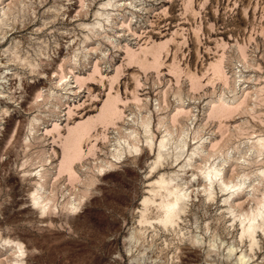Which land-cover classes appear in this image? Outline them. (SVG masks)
Masks as SVG:
<instances>
[{
	"label": "rangeland",
	"instance_id": "rangeland-1",
	"mask_svg": "<svg viewBox=\"0 0 264 264\" xmlns=\"http://www.w3.org/2000/svg\"><path fill=\"white\" fill-rule=\"evenodd\" d=\"M186 1L0 0V264H14L9 239L23 264H240L242 251L264 264V224L250 248L233 220L264 199V151L250 145L264 139V0ZM170 37L157 69L126 62L127 46ZM219 58L226 83L211 80ZM108 93L120 118L93 123L81 158L64 154L67 127L98 116ZM222 100L233 109L216 117ZM213 163L220 185L246 186L204 185ZM160 174L188 194L175 229L155 222L154 204V225L138 223Z\"/></svg>",
	"mask_w": 264,
	"mask_h": 264
},
{
	"label": "bare ground",
	"instance_id": "bare-ground-1",
	"mask_svg": "<svg viewBox=\"0 0 264 264\" xmlns=\"http://www.w3.org/2000/svg\"><path fill=\"white\" fill-rule=\"evenodd\" d=\"M192 1L191 0H187L186 1V7H191V3ZM188 9V8H187ZM186 9V10H187ZM193 10V9H192ZM125 24H126V21H125ZM122 25H124V23L122 22ZM127 25V24H126ZM127 28H130L131 31L133 32V34H136V31L132 30V28L130 26H128ZM129 30V29H128ZM176 32V31H175ZM197 31L195 30V33ZM138 33V32H137ZM137 35V34H136ZM197 35V34H196ZM198 38V37H197ZM151 39V38H150ZM172 41L174 40L173 37H170L164 41H159V42H156L155 40H149L148 42L146 41V44L143 45V46H139L138 49H132V47L130 46H127L125 48V55H126V62L128 64H132V63H136V65H139V67H143V68H147V66L151 67V66H155L156 69L158 66H160L162 60H161V53H162V50L164 48L167 47L168 45V42L169 41ZM110 43V42H109ZM174 43V42H173ZM113 44V43H112ZM242 46V45H241ZM238 47L239 51L241 52V54L243 56H245V49L244 47ZM223 57V55H221ZM220 56V57H221ZM242 56V57H243ZM222 58H219L217 61L215 62H210L209 63V66H211V69H212V72H213V76L211 78L212 79H218V80H221V82L223 83H226L227 82V76H226V73L224 72L223 68H222V64H221V61ZM96 65H99L98 63ZM98 67V66H97ZM96 66L94 67V70H93V74L94 73H97L101 76V73L99 72L100 69H98ZM171 69V73L172 74H175L176 78H178V76L180 75V67L177 66V65H174L173 62L170 66ZM117 69V68H116ZM170 70V69H169ZM96 74V75H97ZM188 74V72L186 73ZM63 75V74H61ZM65 75L63 76H60L59 77V80L58 81H61L62 82V78L64 77ZM98 76V75H97ZM99 76V77H100ZM188 78H190L189 81H192L193 84H197V85H202V83H200L199 81V76L195 75L194 73H191L189 71V74L187 75ZM91 78V77H89ZM210 79V78H209ZM86 79H76V82H78L79 84L81 83H84ZM208 80V79H207ZM209 80V81H211ZM113 81V79H112ZM208 81V82H209ZM213 81V80H212ZM111 82V81H110ZM215 82V81H214ZM213 83V82H212ZM192 84V83H191ZM193 86V85H192ZM197 87V86H196ZM200 87V86H199ZM259 89L260 91L263 89V87L261 88H257ZM258 91V90H257ZM259 91V92H260ZM248 92V91H247ZM245 93V92H244ZM257 93V92H256ZM256 95V94H255ZM258 95V93H257ZM256 95V96H257ZM260 95V94H259ZM135 99L137 100H140L139 97H134ZM120 99L118 98V96H112L110 93L107 94V98L106 100H104L103 102V105L100 109V112L98 114V116L96 115V117H88L86 120L84 121H79L77 122L76 124H74L73 126H68L67 127V134L61 137H63V141H62V151L64 152V154L66 155H70L71 158L72 157H80L81 155H83L84 151L81 147V140L83 138V136L85 134L88 133L89 129L93 126V123L96 122V121H100V122H107V121H112L113 119L117 118L120 116L121 114V110H119L120 108H118V105H117V101H119ZM220 100V99H219ZM263 100V99H261ZM238 102V101H237ZM236 102V103H237ZM119 103V102H118ZM235 103V102H234ZM260 104V103H259ZM263 104V103H262ZM239 104H237L235 106L238 107ZM240 107V106H239ZM238 107V109H239ZM233 107L229 106V103L226 104L222 101H217L216 104H214L212 107H211V113L212 114H215L214 116H226L228 113H230L232 111ZM183 112V109H177L176 112L173 114V116L177 117L176 115ZM71 113V112H70ZM210 113V114H211ZM182 114V113H181ZM180 115V114H179ZM212 116V115H211ZM173 117V119L175 118ZM120 118V117H119ZM95 125V124H94ZM146 125V124H145ZM147 127V126H146ZM147 129V128H146ZM145 129V130H146ZM52 130H55V132L57 133V135H60V129H59V126L55 123L54 126H53V129ZM91 130V129H90ZM147 131V130H146ZM54 132V131H53ZM86 136V135H85ZM149 137V136H148ZM147 137V138H148ZM97 139V138H96ZM257 139V138H256ZM86 140V139H85ZM148 141V140H147ZM255 141V140H253ZM86 142V141H85ZM160 142V143H159ZM159 147L158 148H163L164 146V141L163 139H161V141H159ZM93 143V142H92ZM94 145V144H93ZM166 145V144H165ZM179 145V144H178ZM252 145V147L254 149H256V151L259 153L260 151H264V139L262 138H258L257 141H255L253 144H250ZM91 146V145H90ZM180 146V145H179ZM214 147V145H212ZM89 147V145H88ZM249 147V146H248ZM90 149L92 150L93 148L90 147ZM250 149V147H249ZM88 151L90 152L89 148H88ZM255 151V152H256ZM262 151V153H263ZM158 152V151H157ZM92 153V152H91ZM87 154V153H86ZM65 155V156H66ZM85 155V153H84ZM260 155V154H258ZM160 156V154L158 155ZM63 157V155H62ZM69 157V156H68ZM157 157V156H156ZM244 157V156H243ZM70 158V159H71ZM81 158V157H80ZM67 159V158H66ZM79 160V158H77ZM159 159V158H158ZM245 159V158H244ZM72 162L73 159H71ZM76 160V159H75ZM64 162V160H63ZM66 162V161H65ZM71 162V161H69ZM71 162V163H72ZM66 164V163H65ZM215 166L212 167L213 165L210 164L209 168L206 169L207 171H205L202 176H201V181H203L205 184L204 185H208V186H212L214 184L218 185L219 188L222 190V192H224V194L226 193H232L234 194L236 189L238 190L240 187L243 186V184L245 183L242 177L241 180H238L236 182L231 180V182H220L221 185L218 183L219 182V174H220V170L218 169V166L216 167V163H213ZM72 165V164H71ZM71 165L69 164L68 165V171H70V168H71ZM61 167V166H59ZM67 167V165H66ZM220 168V166H219ZM67 171V172H68ZM261 172L259 173L260 174V177H259V180H262L261 182H263V185H264V169L262 171V169L260 170ZM64 172V171H63ZM73 172V171H72ZM69 174V173H68ZM160 177L159 178H156L153 180L152 184L150 183L151 185V189H148L150 192H152L153 196L152 197H148V196H144L142 198V201L140 203H142V206L143 208H141L140 210V219H138V223H147V225H154V222H151V220H149L146 216H145V210L148 208L147 206L149 204H154L155 207L158 209L159 211V215L158 217L155 219V222H157L158 224H160L163 228H169V227H173V229L177 228L176 226H179L180 225V218H181V212L184 210V207L186 206V196L188 195L185 191H183V189L181 188V186H179V184L177 183H172V180L169 178H164L163 176H161V174L159 175ZM70 178V177H69ZM246 178V177H245ZM218 179V180H217ZM258 180V181H259ZM233 181V182H232ZM251 184V183H250ZM259 184V182H258ZM181 185V184H180ZM215 185V186H216ZM249 185V184H248ZM252 185V184H251ZM244 186H246V183L244 184ZM243 186V187H244ZM255 185H253L254 187ZM252 187V188H253ZM156 188V189H155ZM184 188V187H183ZM257 188V187H256ZM242 189V188H241ZM188 190V189H187ZM244 190V189H243ZM241 191V190H240ZM244 192V191H243ZM239 191H238V195H239ZM244 194V193H242ZM240 194V195H242ZM237 194H235L236 196ZM31 196V200L33 202V204H36L38 206H42V204H40V201H39V197L37 196V193H33L32 192V195ZM159 197V201H156L155 197ZM234 196V195H233ZM264 197V194L262 195L261 193V196L260 197ZM239 197V196H238ZM259 197V198H260ZM258 196L255 198L257 199ZM258 198V200H259ZM235 199V198H234ZM252 199H254V197H252ZM261 199V198H260ZM255 202V201H254ZM257 202V200H256ZM240 203V202H239ZM258 206L257 205H254L253 207L256 208L253 209V207H251L252 209L248 212L246 210H244V213H242L241 211L239 212L241 215L235 219V217L238 215L237 212H235L237 215L233 218V220H235V222H238V224L240 225V228H241V237L239 235L240 238H242V236H246L248 239H249V244H250V248H252V244L254 243L255 241V235H256V232H257V228L260 227L259 229H261V225L264 224V199L262 200H259L258 202ZM256 204V203H254ZM35 205V206H36ZM246 211V212H245ZM234 213V214H235ZM234 216V215H233ZM231 218V220H232ZM145 225V224H144ZM146 225V226H147ZM148 225V226H149ZM264 229V227L262 228ZM260 230H258L259 232ZM260 233V232H259ZM138 236V235H137ZM138 238V237H137ZM194 240H197L199 241L200 239L197 237L194 238ZM7 245L10 246V243H11V248H13V253L15 254L13 260H14V264H23L22 260H21V253L23 252L22 250V246H21V243L18 242V241H14L15 244H12L13 243V240H7ZM194 242V241H193ZM255 244V243H254ZM213 245V244H211ZM210 246V245H209ZM231 246V245H230ZM228 256L231 255L233 253V250H234V246L232 247H229L228 249ZM13 254V255H14ZM248 254L245 255L242 251V254L241 255H238V258H237V261L236 263H240V264H245L247 263L248 261V258H247ZM234 261V262H235ZM235 264V263H234Z\"/></svg>",
	"mask_w": 264,
	"mask_h": 264
}]
</instances>
